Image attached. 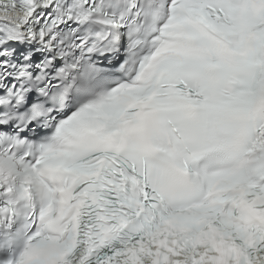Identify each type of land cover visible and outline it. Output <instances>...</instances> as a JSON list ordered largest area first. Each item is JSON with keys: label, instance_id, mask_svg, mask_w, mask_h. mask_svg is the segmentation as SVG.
Returning a JSON list of instances; mask_svg holds the SVG:
<instances>
[{"label": "snow or ice", "instance_id": "1", "mask_svg": "<svg viewBox=\"0 0 264 264\" xmlns=\"http://www.w3.org/2000/svg\"><path fill=\"white\" fill-rule=\"evenodd\" d=\"M0 264H264V0H0Z\"/></svg>", "mask_w": 264, "mask_h": 264}]
</instances>
